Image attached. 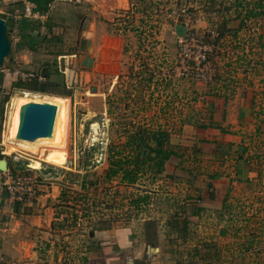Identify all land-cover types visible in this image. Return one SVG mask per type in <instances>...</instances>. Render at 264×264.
<instances>
[{
  "label": "rangeland",
  "instance_id": "374dc122",
  "mask_svg": "<svg viewBox=\"0 0 264 264\" xmlns=\"http://www.w3.org/2000/svg\"><path fill=\"white\" fill-rule=\"evenodd\" d=\"M120 1L123 3L120 4L119 0H55L52 4L54 5L52 11L42 19L41 25L45 26L44 33L43 30L40 32L41 28H38L35 33L36 35L41 33L40 38L42 37L43 40H38L36 43L29 41L28 38L22 42L19 40L20 45H23H18L19 50L27 45L35 47L34 55L37 62L34 61V66L38 68H35L31 62L30 70L38 69L39 71L40 67L46 64L44 69L46 70L48 66L52 81L58 83L60 80L58 78L62 76L67 84L66 81H70L71 78H66V74L61 73L64 71V60L57 56L58 53L76 52L80 37H87L86 39L91 41L93 36L91 37L88 33L94 32L95 34L96 47L94 50L90 48L87 54L81 52L84 55L93 56L96 60L95 64L91 63L88 67L82 66L81 68L78 64L76 66V70L84 73V75L80 74L74 84L84 89L81 100L85 104L76 103V105L72 99L68 98V119L63 139L61 137L62 144L60 143V148L66 157L67 179L77 180V184L81 187L87 181L81 180L82 174L79 176L76 171L82 168L89 171L92 167H96V171L102 172L103 168H107L109 150L113 146L123 145L126 136L125 129L133 132L138 126L151 128L149 125L153 127L162 125L167 132L173 133L175 143L186 144L190 138L182 136L183 127L190 126L191 130H195L194 117H200L205 123L207 122L208 101L214 94L224 95L226 101H232L238 93L241 97L242 93H245L244 96L247 98L253 95V107H246V112L240 110L237 115L242 100L239 103L232 102L230 109L225 107L229 109L231 115H234L231 118L232 122L224 121L233 133V144L246 148L243 158L248 161L247 173L243 170L238 173V167L243 161L238 159L241 150L235 147L222 164L214 160L212 156L198 155L197 157V171L218 173L221 177L223 176L222 180L228 177L233 181L229 185L231 187L228 193L231 207L228 216L225 213L213 211H202L195 216L191 214L190 207H184V197L193 195L187 182L190 176L186 170L193 168V163L190 162L185 161L179 166L180 168L177 166L175 168L174 161L177 162V160H172L164 170L167 175L162 173L164 176L157 179L161 184L154 182L150 189L147 186L145 191L164 195L156 203L155 208H151L150 212L153 213V217H160L161 212L165 222L176 221L179 225L182 219L185 217L188 219V240H183L181 237L176 240V244L180 246L178 251L181 256L182 254L198 256L199 254L194 250L201 247L199 250L203 249L205 252L208 249L201 244L207 243L211 252L216 248L219 253L211 264H264V134L261 125L264 122V48L260 47V40L264 44V18L261 16L244 18L245 9L248 8L249 11L254 6L256 7L258 2L264 3V0ZM237 3H241L240 6H237ZM1 11L5 14L4 10ZM239 13L244 18L245 29L248 31L240 32L239 35L236 34L233 37L231 32V35L220 33L219 27L223 24V19L234 18ZM5 21L6 29H10L13 25L7 16ZM177 24L184 25L186 33L189 29L202 41H210L211 32L216 31L214 39L218 43L219 52L215 60L223 57L217 61L219 67L215 82L201 85L191 83L178 79L172 71L178 57L179 40L184 38L176 37L174 26ZM104 34H107L106 38L98 49L97 40ZM115 35L118 38L111 37ZM10 36H14L10 37L11 40L20 37H16V34ZM11 48L10 54L4 60V65L0 67V152H5L3 154L5 158L1 159L9 163V172L15 169L23 175V169L28 170L27 165H30L40 175L53 178L64 167L59 168L43 163L42 158L45 159L44 155L47 152L38 153V155L25 151L6 153V147L3 145L9 100L14 96H21L23 92H28L30 96L44 95L27 91L22 86L16 87V83L20 82L24 85L23 83L28 82L30 78L25 75L31 72L26 69V65L22 62L24 60L16 59L15 47ZM25 61L32 60L26 57ZM120 67L122 73L118 72ZM243 68L251 71L245 74L242 72ZM87 71H89L88 75H86ZM130 72L135 74L132 75ZM37 73L39 83L46 82L40 71ZM148 81L154 83V87L148 84ZM92 88L95 90L92 91ZM72 89L70 85H66L65 89H52L51 93L46 94L47 96H52L53 93L67 94L73 92ZM5 96L8 98L4 101ZM93 97H101L106 104L109 100V103L115 107L113 109L115 122L112 121L114 124L111 125L108 121L106 131L105 123L96 127L89 119L87 110L91 109ZM65 120L66 118H64L63 125ZM108 129L112 130L111 138L107 137ZM189 130L186 135L190 134ZM35 162H38L39 166ZM106 168L102 173L100 172L99 177L93 178V181L97 182L92 187L97 190L96 193L103 196L104 200L107 199L110 188L113 192L110 194L112 199L123 195L128 197L126 192L119 194L120 188L115 189V186L123 188L125 185L133 188L136 184L142 186L140 183L124 185L117 179H112V181H118L113 185L104 178ZM181 168L183 171L180 170ZM38 173L35 175V172H32L31 178L34 182L42 177ZM243 173H246V179H243L245 177ZM87 174L85 173L83 177L86 178ZM142 180H145L144 183L150 182L148 176ZM152 187L155 189L152 190ZM135 189L142 191L138 187ZM83 190L86 192L85 189ZM81 195H75L77 201L85 199ZM98 200L99 198L96 199ZM94 203H91L90 208H86L87 212L93 211L91 210L93 207L105 202ZM148 216L151 218L152 214ZM80 219L81 222L78 221V223L82 224L79 226L82 234L80 232L79 235V232H76L78 227L73 218L72 225L68 224V233L63 234L64 237L68 235L70 240L71 236L76 234L84 241L87 240L88 232L95 226L86 223L84 217ZM139 221L143 222V219ZM152 221L154 222H150L149 233L157 236L155 229L162 222ZM158 230L162 231L160 228ZM159 234L161 236V233ZM75 243H73V248L76 247ZM52 245L54 248L49 254L51 257L48 258L50 264H86L81 260L76 262L74 250L65 249L66 245L60 235L54 238ZM27 255L28 253L26 257ZM179 258L181 257L177 254L175 260L178 261Z\"/></svg>",
  "mask_w": 264,
  "mask_h": 264
},
{
  "label": "crops",
  "instance_id": "0c3cea01",
  "mask_svg": "<svg viewBox=\"0 0 264 264\" xmlns=\"http://www.w3.org/2000/svg\"><path fill=\"white\" fill-rule=\"evenodd\" d=\"M54 3L55 0L49 4L48 11L43 15H38V13H32L34 16L37 15V17H34L33 15L31 18L21 17L15 22L14 20H12L13 19L12 16L15 10L23 12L25 11L26 8L30 9L31 4L29 0H0V12H1L0 15L2 16L6 15L13 25L9 29L10 32L8 33V37H7L10 42V50L12 49L11 47H15L14 52H16L15 53L16 59L24 60L22 62L26 65L27 70H30L29 68L31 65L29 64H31L32 62L34 66V61H36L35 60L36 56L34 55L35 47L31 48L30 45H27L25 46V48H23L25 50L23 49L19 50L20 45L18 46V42L20 38L16 39V41L13 42V40L10 39L11 37L10 35H13L14 33L16 34V37H19L18 36L19 25H21V21L23 19L39 20L40 23H42V19L44 18V16H48L50 11H52V8L54 7V5L52 6V4ZM119 3L122 4L123 2L119 0ZM1 10H4L5 14ZM44 29L45 26L41 27L40 32H42L43 30L44 33ZM246 30L248 31V29H245V23H244V26L238 32V35L240 34V32ZM88 34L91 35V37L93 36L91 38L92 39L91 49L94 50V47H96V41L94 36L95 34L94 32H89ZM40 35L41 33H39V35H36L37 40H35V42L38 40L39 41L43 40L42 37L40 38ZM106 35L107 34H104V36L101 35L102 38L100 37L98 38L97 40V44L99 42V45L97 46L98 49L100 48L101 42L103 43L104 39L106 38ZM111 37L118 38L116 35ZM86 38H84L83 36L80 37L78 41L79 45H80V40ZM79 45H78V50H76V52L58 53L57 55L61 57L62 60H64L63 63L64 71L63 72L61 71V73L64 75L66 74L67 76L66 78L69 77L71 78L70 81H66L67 84L65 82L64 84L65 86L70 85L73 88L72 89L73 92H69L67 94H54L51 96L52 100L56 102V108L55 111L53 112L54 116H53L52 130L49 135L50 139L48 144L45 146L44 150L42 151L43 153L47 152L46 155H44L45 159L42 158L43 163L51 166H56L59 168L64 167L63 169L65 170L61 169V171L56 176H54L53 178H48L47 175H40L35 169H32L30 165H27L28 170L23 169L24 170L23 175L31 176L32 172L34 171L35 175L36 173H38L39 176L43 177V179L41 177V179L34 182V186L37 191L36 192L37 194L32 202L29 203L16 202L12 200L6 192H0V264H50L51 262L48 260V258L51 257V255L49 254L54 248L52 244L54 238H56V236L59 235L61 236L64 244L66 245L65 249L68 250L70 248L74 250L73 253H75L77 263L80 260L81 262L86 264L186 263L188 259H190V256H186L183 254L181 256V253L178 251L180 246L176 244V240L177 238L180 237L172 229L171 225L163 220L162 213L158 209L157 210L160 212V217H153V213L150 212L152 211L151 208H155L154 206L156 205V203L159 202L162 199V197H164V195H161V193L152 194L145 191L147 186H149L148 188L150 189V186L154 184L153 182L146 181L147 183L146 185V183H144L145 180H140L138 183H140L142 186L136 184V187L140 188L142 191L140 190L138 191L137 189H135L136 188L135 186L133 188L131 186L128 187L125 184H124L125 185L124 188L120 186L119 187L115 186L114 187L115 189H119V188L124 189L123 191L119 189V194H121V192L124 193L126 192L128 197H125L123 195L118 198L112 199V197H110L111 196L110 194L113 192H111L112 189L110 188L108 190L109 196L107 195L106 196L107 199L104 200L103 196L101 197L100 193H96L97 190L95 188H91L89 190H86L85 192L77 184V180L69 181L67 179L66 173L68 169L65 168L66 157L63 150L60 148L61 147L60 143L62 144L61 137L63 139L65 126L67 124L66 122L68 119V114H67V108L69 105L68 98L72 99L74 104L76 103L78 105L85 104V102L81 100V97H83L84 95V91H83L84 89H81L78 85L74 84L77 82V79L79 78L80 74L84 75V73L83 71L80 72V70L79 71L76 70V66L78 64L79 67L81 68L82 61L86 56H88L92 60L93 65L96 62V60L93 59V56L90 57L89 55L82 54L79 49ZM26 57H29L32 61H25ZM222 57L223 56L213 61L216 75H217V68L219 67L217 61H219ZM14 61L16 60L14 59ZM35 65L38 66L37 63H35ZM45 65L46 64H44V66ZM44 66L40 67L41 70L39 71L42 77L46 80V75L50 72V70L48 66H46L47 69L45 70ZM251 70H252V66H251ZM39 71L38 69L30 70V72L34 74H38L37 72ZM250 71L248 68L246 69L243 68L242 70V72H245V74H248V72ZM118 72L122 73L121 67L118 70ZM87 73L89 74V71L86 72V75H88ZM130 74L133 75L135 73L130 72ZM33 81L39 83V81L36 79ZM148 84H151L154 87V83H151V81H148ZM94 90L95 88H92V91ZM154 90H156V88ZM244 95L245 93H242V97H241L240 93H238L236 94V96L234 97L232 96L233 100L226 101L225 107H228L230 109V107L232 106L230 104L232 102L239 103L242 100L241 101L242 105L241 108L240 107L238 108L237 115H239L240 110L246 112L247 111L246 107L248 106L253 107L254 97L253 95L252 96L250 95L249 97L250 99H249ZM100 98L101 97H93L91 99L92 102L90 107L91 109L87 110V112L89 113L88 115L90 116L89 119L92 121L91 124L97 127V125L105 123L104 127L106 125V129H105L106 131L108 128V121L111 122V125L114 124L112 123V121L115 120L114 112H113V109L115 107H113L111 103H109V100L107 101L106 104V102L105 101L103 102V99ZM233 108L235 107L233 106ZM229 109L227 110V108H225L226 122H232L231 118L234 117V115H231L232 113H230ZM131 111H133V109H131ZM64 118H66V120H65V124L63 125ZM149 126L152 129H156L158 127V126L153 127L151 125ZM185 127H187L186 131H185ZM188 127L190 128V130ZM187 130H189L190 132V134H188L189 136L186 135ZM111 131L109 129L107 131L108 138H111ZM168 133H169V141L171 144L182 147H192L196 145L195 130H191L190 126L183 127L182 136H186V138L187 137L190 138V141H186L187 142L186 144L175 143V141H173L174 139L173 133L170 134V131H168ZM95 136L96 135H94V137ZM233 141L234 140H232V147L229 154H231V152L233 151L232 149L233 147L238 148L239 150V147L234 145ZM4 146L6 147V145ZM58 150L62 151L64 154L65 161L63 165H54L47 161L48 154L51 151H58ZM4 153L5 152L1 151L0 155H3ZM6 153L9 152L6 150ZM35 164L36 165L38 164L37 166H39L38 162H35ZM105 168H103V170ZM7 170H9L8 165H7ZM13 170H14L13 172H16L15 169ZM96 170H97L96 167H92L89 171H85L82 168L81 170L76 172L77 174H79V176L80 174H82V177H80L81 180L93 181L94 177H99L100 176L99 174L103 172V170L102 172ZM16 173L22 174L20 171ZM85 173H88L86 178L83 177ZM107 182H111L113 185L118 183V181L116 180L115 181L110 180ZM155 182L157 183L158 181ZM232 183L233 181L231 182V184ZM230 188L229 190H231ZM154 189L155 188H153L152 190ZM76 194H82L81 196L85 197V199L84 200L80 199L77 201V198L75 196ZM98 198H99L98 200L99 202L104 201L105 203L103 204L101 203L97 207H93L91 209L93 211L87 212L86 208H90L92 202L98 203V201H96V199ZM227 198L228 199L226 203H229L230 202L229 194ZM136 201H138L139 203H137ZM106 205L107 207H103ZM151 214L152 217L150 218L148 215ZM225 214L226 216H228L230 212H226ZM80 217H84L86 223L89 224L91 223L90 225L95 226L94 228L92 227V229H90V231L88 232L87 240L84 241L83 238L76 236V234L72 235L70 240L68 235L64 237L63 234L68 233L67 231L68 224L72 225L73 218H75L74 223L78 227L76 232H79V235L80 232L82 234V229H80L79 227L80 225L82 226V224L78 223V221L81 222ZM139 219H143V222H140ZM152 220L159 221L160 223L162 222L160 226L155 229V233H157V236L156 235L152 236L149 233V227L151 224L150 222H154ZM158 228L162 229V231L158 230ZM159 233H161L162 237L160 236ZM74 242H76L74 245L76 246L75 247L76 249L72 247ZM26 253H28L27 257H26ZM176 253L181 257L178 259V261L175 260V257L177 255Z\"/></svg>",
  "mask_w": 264,
  "mask_h": 264
},
{
  "label": "trees",
  "instance_id": "16d2710c",
  "mask_svg": "<svg viewBox=\"0 0 264 264\" xmlns=\"http://www.w3.org/2000/svg\"><path fill=\"white\" fill-rule=\"evenodd\" d=\"M53 1L54 0H29L31 4L30 11L31 13L43 15L48 11L49 4ZM240 4L241 3H237V6H240ZM245 10L246 15L244 18L257 16L264 18L263 2H258L256 7L254 6L249 11L248 8ZM256 10L259 11L256 12ZM0 16L5 19V16ZM244 18L241 16V13H239L234 18L223 19V24L219 27L220 33H228L229 35L232 34V37L238 34L244 26ZM41 27H43V25H41L39 20L23 19L21 21V25H19L20 42L28 38L33 43H36L37 41L35 42V40H37V38L35 33L36 30ZM9 32L10 30L6 29L7 37ZM20 42L18 45H20ZM30 47L32 48L33 46L30 45ZM260 47L264 48V44L261 43V40ZM10 52L11 50L9 51V54ZM58 79H60L58 83L52 81L51 73L49 72L46 75V82L44 83H38L31 80L23 83L24 85L20 82L16 83V87L22 86L27 91L46 94L51 93L52 89L57 90L66 88L62 76ZM7 98L8 97L5 96L4 101ZM225 103L226 97H224V95L214 94L210 101H208L207 122L205 123L200 117H194L196 145L192 147H182L171 144L169 141V133L162 127V125L158 126L156 129L138 126L135 127L133 132H128L125 129L124 134L126 135V140L123 146H113L109 150L107 159L108 166L104 172V178L107 181L117 179L121 184H136L145 178V176H148L150 179L149 181L154 183L157 179L164 176V170L167 169L168 163L172 160H177V162L174 161L175 168L176 166L179 167L184 164L185 161L187 163L190 162L193 163V168L189 167L192 169H187L186 171H188L190 176L187 182L189 184V188L193 191V195L184 197V207H190L191 214L195 216L200 214L202 211L223 213L230 212L231 205L230 203H226V201L228 199L229 185L232 180L228 177H225V180H222L221 178L223 176L221 177V174L219 175L218 173L209 172L205 173L204 171L199 172L196 168L198 155L212 156L214 160L220 162L221 164L225 161V158L229 156L232 147L233 133L229 130V127L224 124ZM261 125L262 133L264 134V122H262ZM245 149L246 148L239 147L241 154L238 156V159L243 162L238 167V173L241 172V170L247 173L248 161L243 158V153L246 152ZM143 151H145V154H143ZM1 158H5V156L0 155V159ZM7 165L8 167L10 166L9 163ZM180 170L183 171L182 168ZM11 171L14 170L11 169ZM162 173L164 174L162 175ZM246 173H243V175L246 176ZM243 179H245V177H243ZM96 182L97 181H87L81 185V188L89 190L94 184H96ZM136 202L139 203L138 201ZM181 210H183L182 207ZM168 224L171 225L172 229L183 240L188 238L187 228L189 221L186 217L182 219V223L180 225L176 221H169ZM201 246L206 247L208 250L204 252L203 249H201L200 251L199 249L201 247H198L194 250L197 251L199 254L198 256L191 255L190 259H188L186 263L179 264H211L212 261L216 259V255H219L217 249L214 248L211 252L207 243H203Z\"/></svg>",
  "mask_w": 264,
  "mask_h": 264
},
{
  "label": "built area",
  "instance_id": "2783aa9c",
  "mask_svg": "<svg viewBox=\"0 0 264 264\" xmlns=\"http://www.w3.org/2000/svg\"><path fill=\"white\" fill-rule=\"evenodd\" d=\"M32 15L30 9L26 8L23 12L15 10L12 17L16 22L21 17L31 18ZM215 34L214 30L210 34V41H202L187 29L184 38L179 40L178 57L175 68L172 69L178 79L200 84H211L215 81L216 71L213 61L219 52L218 43L214 39ZM15 41L16 39H13V42ZM25 77L30 78L29 81L35 79L39 81L37 79L39 76L34 73H28ZM0 192H6L16 202L26 203L32 202L37 194L31 176L11 170L0 172Z\"/></svg>",
  "mask_w": 264,
  "mask_h": 264
},
{
  "label": "bare ground",
  "instance_id": "6f19581e",
  "mask_svg": "<svg viewBox=\"0 0 264 264\" xmlns=\"http://www.w3.org/2000/svg\"><path fill=\"white\" fill-rule=\"evenodd\" d=\"M40 95V94H39ZM30 103H40L42 105L48 106L52 111V121L50 130L47 136L37 138L34 140H21L19 138V132L22 125V119L24 111L28 104ZM56 108V102L52 100L51 96L46 94L43 96H38L34 94L30 96L28 92H23L21 96H14L9 100V112L7 115V123L5 125V133L3 145H6V150L11 151H25L30 154L41 153L45 146L49 142V135L52 130L53 116ZM95 126V125H94ZM93 139V138H92ZM36 155V156H37ZM47 161L54 165H63L65 158L62 151H51L48 154ZM38 165V164H37ZM35 166V165H34Z\"/></svg>",
  "mask_w": 264,
  "mask_h": 264
},
{
  "label": "water",
  "instance_id": "95a60500",
  "mask_svg": "<svg viewBox=\"0 0 264 264\" xmlns=\"http://www.w3.org/2000/svg\"><path fill=\"white\" fill-rule=\"evenodd\" d=\"M174 33L177 38H183L186 34V28L182 24L174 26ZM91 48V41L87 39L80 40L79 49L81 52L88 53ZM10 51V42L6 34V21L0 16V67L8 57ZM92 60L86 56L82 61V66L88 67ZM52 121L51 109L40 103H30L27 105L22 125L19 132L21 140H34L48 135ZM145 154V151H143ZM7 171V161L0 159V172Z\"/></svg>",
  "mask_w": 264,
  "mask_h": 264
}]
</instances>
